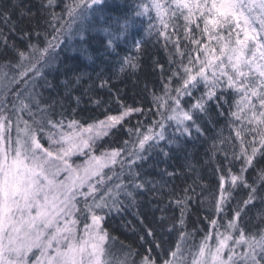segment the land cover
<instances>
[{
    "label": "snow or ice",
    "instance_id": "6c2138e0",
    "mask_svg": "<svg viewBox=\"0 0 264 264\" xmlns=\"http://www.w3.org/2000/svg\"><path fill=\"white\" fill-rule=\"evenodd\" d=\"M103 4L67 0L57 12L58 0H0V49L16 56L0 64V264H264V0H138L131 15L115 19L103 16ZM145 17L166 54L152 65L159 91L142 89L151 107L125 104L117 90L91 100L102 118L82 122L75 109L69 118L62 102L43 100L38 81L61 36L78 37L88 55V34L102 32L105 51L115 53ZM142 44L133 38L137 53ZM139 69V57L129 56L119 72ZM70 99L79 107L80 97ZM213 111L228 135L221 129L210 145L222 156L210 215L189 229V186L169 197L179 217H138L132 230L143 251L113 236L110 218L141 191L157 190L142 171L149 158H169L166 148L204 137ZM146 113L148 124L127 127ZM121 130L130 139L116 144ZM237 189L247 190L243 199H234ZM254 209L257 225L249 223Z\"/></svg>",
    "mask_w": 264,
    "mask_h": 264
},
{
    "label": "trees",
    "instance_id": "16d2710c",
    "mask_svg": "<svg viewBox=\"0 0 264 264\" xmlns=\"http://www.w3.org/2000/svg\"><path fill=\"white\" fill-rule=\"evenodd\" d=\"M20 3L21 0H12ZM26 6H32L39 0H22ZM67 0H58L61 5L56 8L57 12L63 11V3ZM138 0H104L100 5L101 12L105 18L115 19L125 15H131L133 8ZM98 19V18H97ZM27 23V22H26ZM36 23V21H32ZM42 23V21H41ZM6 31V30H5ZM51 32V29H48ZM89 43L88 55L81 52V41L75 37L76 46L74 52H70L65 45L66 35L61 36V43L58 44L55 52L57 65L46 72L45 79L47 85L41 86L39 92L42 93L43 100L46 102L60 101L65 105L66 116L71 118L72 109L76 110V118L82 122L90 120L93 117H101V111L91 103L92 99H108L110 95H119L125 104L132 106L151 107V97L146 96L142 89L144 84L152 88L155 84L159 91V73L152 70L154 61L158 60L165 63L166 54L163 48L155 45V37L149 34V21L147 18H137L136 26L131 30V34L126 41H122L116 52L111 50L105 51L101 41L106 37L102 32L93 31L88 34ZM74 38V37H73ZM133 38L143 41L139 53L133 47ZM21 47H23L21 45ZM91 56V59L88 56ZM139 57L140 69L135 73H129L127 70L120 73L121 61L124 57ZM6 60H16L12 51L4 52L0 49V64ZM77 77H80L77 82ZM101 79L109 81V87L100 88ZM74 97H80L81 103L76 106ZM113 110L116 105L113 103ZM59 110V106H57ZM147 116V118H146ZM211 123L206 125L204 137L199 139L181 142L182 148L177 149L175 146L166 148L169 152V158L163 157L162 154L156 156L155 153L149 158V163L144 166L143 174L147 180L156 185V191H141L136 198V204L127 208L120 215H113L108 224L109 231L115 237H118L127 245L134 249H140V241L137 233L132 229H140L138 217L146 218V222H152L154 219L164 215H180V210L175 205L169 204V197L176 194H182V190L191 186L195 192H189L193 199L189 201L190 212L187 213L186 223L189 229L197 223V218L210 215L212 201L217 190V177L215 174L216 164L222 160V156L217 154L212 156L210 145L216 134L223 129L224 135H228L225 118H217L213 111ZM153 117L150 113L145 115H136L130 118L127 127L135 128L137 120L148 124ZM202 126H205L202 124ZM171 131V130H169ZM195 136V133H194ZM130 139L128 133L121 130L114 138L116 144L121 140ZM115 146V145H114ZM191 166V168L189 167ZM264 166V165H261ZM167 169L169 172H177L175 177L162 175V171ZM251 171V170H250ZM253 178L255 174L252 173ZM146 188H150L146 185ZM246 189H237L233 192L235 200L243 199L246 196ZM163 208L161 213L159 209ZM254 209L249 213V223L257 225ZM199 225L204 227L206 222L201 220ZM140 234H143L142 232ZM150 239V238H149ZM119 248V245H116Z\"/></svg>",
    "mask_w": 264,
    "mask_h": 264
},
{
    "label": "rangeland",
    "instance_id": "374dc122",
    "mask_svg": "<svg viewBox=\"0 0 264 264\" xmlns=\"http://www.w3.org/2000/svg\"><path fill=\"white\" fill-rule=\"evenodd\" d=\"M75 27V26H74ZM74 37V38H73ZM73 37H71V38H69V36H66V41H65V45L67 46V48L69 49V51L72 53V52H74V50H75V46L77 45L76 44V42L77 41H75V36H73ZM52 55H53V57H54V60H53V62H52V64H51V66L50 67H45L44 69H43V72H44V78H41L39 81H38V84L39 85H43V82H44V79H45V74H46V72H48L49 70H51L52 68H54L56 65H57V63H56V56H55V53H52ZM39 88H41V87H39ZM39 88H38V91H39Z\"/></svg>",
    "mask_w": 264,
    "mask_h": 264
}]
</instances>
